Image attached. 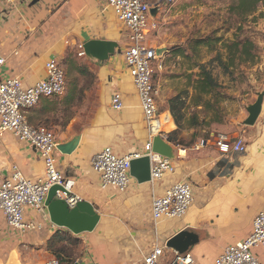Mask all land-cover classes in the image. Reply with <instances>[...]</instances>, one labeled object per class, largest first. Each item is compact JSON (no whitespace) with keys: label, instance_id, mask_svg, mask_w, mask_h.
I'll list each match as a JSON object with an SVG mask.
<instances>
[{"label":"crops","instance_id":"crops-1","mask_svg":"<svg viewBox=\"0 0 264 264\" xmlns=\"http://www.w3.org/2000/svg\"><path fill=\"white\" fill-rule=\"evenodd\" d=\"M147 1L156 4L159 0ZM165 7L170 6L162 4L155 22L161 19ZM123 28L107 0H15L11 4L0 0V59L5 60L0 65V78H19L30 87L46 78L45 65L52 57L60 61L68 51L81 50L91 40L118 44L115 55L106 61L88 57L99 89V108L91 125L72 136L70 132L64 134L63 140L57 138L61 145L81 136L73 154H57L58 164L75 183L73 192L101 216L99 225L91 233L76 236L52 224L47 210L38 213L27 208L25 219L41 225L42 230L21 233L8 225L0 211V264H45L56 258L47 245L58 232H69L82 242L80 255L69 264H142L154 247L164 241L167 244L183 231L199 239L189 251L192 264H212L225 246L244 241L255 217L264 213V112L255 126L244 131L245 153L221 152L214 132L202 149L196 143L181 150L173 137L178 128L167 108L161 78L155 82L157 105L172 122L165 129V140L175 148V174L145 184L133 179L124 193L101 188L100 177L91 164L98 153L111 147L120 157L143 155L149 141L140 100L122 56L126 43ZM169 54L167 49L160 56L162 68L156 67L155 73L162 74L166 69ZM116 92L124 99L121 111L112 108ZM53 100H42L36 120L26 114L32 125H41L52 112ZM14 167L33 182L46 177L45 163L38 151L5 133L0 135V184L11 176ZM185 181L196 189L193 204L188 215L174 222L173 231L163 237L158 232L160 222L152 220L153 200L164 196L170 184ZM258 253L264 263V254ZM173 257L174 252L167 251V261Z\"/></svg>","mask_w":264,"mask_h":264},{"label":"built area","instance_id":"built-area-1","mask_svg":"<svg viewBox=\"0 0 264 264\" xmlns=\"http://www.w3.org/2000/svg\"><path fill=\"white\" fill-rule=\"evenodd\" d=\"M11 4L15 0H4ZM264 1V0H263ZM176 0H159L150 4L147 0H107V5L115 14L119 23L127 31L126 43L122 56L128 67L132 82L137 91L145 121L149 131V141L144 147L145 153L118 156L113 148L105 147L92 159L93 170L101 175V188H115L126 192L133 178L131 177V162L143 156L151 159L152 182L160 181L165 175L174 174L176 167L173 160L162 157L152 151L154 137L166 138L163 129V113L157 105V89L154 75L160 56L157 50L150 46L149 38L158 29V23L151 16L155 7L172 6ZM80 56L85 52L81 47ZM0 59V65L4 63ZM46 78L33 86L26 87L19 78H0V135L11 133L35 148L45 163L46 177L38 182L28 180L23 173L14 167L11 176L0 184V211L9 226L21 233L41 231L42 226L25 219V211L32 208L38 213H46L45 202L50 190L59 186L56 199L65 200L70 208L76 207L83 199L73 192L75 183L68 179L57 166L56 155L58 141L54 133L43 125H32L27 119V110L37 107L43 99H59L67 91V76L60 61L52 57L46 62ZM112 108L121 111L124 99L121 93L112 95ZM205 141L202 142V145ZM217 146L223 153H245L247 144L242 136L235 141L227 135H219ZM192 185L185 181L174 185L167 193L155 198L152 203V216L155 223L165 220L185 218L193 204ZM260 249L264 252V213H259L252 226L251 234L242 242L226 247L212 264H264L253 252ZM166 246L154 247L146 255L142 264H192V255L187 252L180 255L174 252V257L167 261ZM45 264H61L57 258L46 261Z\"/></svg>","mask_w":264,"mask_h":264},{"label":"rangeland","instance_id":"rangeland-1","mask_svg":"<svg viewBox=\"0 0 264 264\" xmlns=\"http://www.w3.org/2000/svg\"><path fill=\"white\" fill-rule=\"evenodd\" d=\"M261 1L256 14L241 18L234 10L238 0H177L174 5L165 7L158 20V29L150 35V46H162L170 54L165 62L166 69L162 74L155 73L154 81L162 79L168 109L169 101H175L171 107L176 118L171 110L169 112L178 128L173 137L181 150L196 143L202 149L205 146L202 142L206 143L212 132L214 137L227 135L235 141L249 129L244 125L248 117L247 108L264 91V1ZM124 31L126 39L128 33ZM237 38L250 39L256 44L259 61L252 65L236 59L226 71L225 65L231 63L225 45ZM80 52L78 48L71 49L60 59L67 76V91L64 97L52 101L53 110L41 123L54 133L56 139L63 140L64 134L70 132L69 136H72L90 126L99 108L96 75L91 61L87 56L81 57ZM119 59L123 62L121 57ZM199 65H205L218 84L212 95L202 97L195 91ZM129 77L132 82L130 74ZM27 113L36 120L41 110L35 107ZM175 161L173 164L176 166ZM174 174L165 175L162 180ZM98 176L101 185V175ZM176 184L166 187L165 194ZM195 191L193 187V196ZM152 220L155 223L153 216ZM181 220L160 222L159 234L163 237L169 235L174 229L173 223ZM233 245L236 243L228 246ZM165 246V241L160 243V247ZM80 250L81 246L75 250L74 259L80 255ZM253 252L262 261L258 252H264L260 249Z\"/></svg>","mask_w":264,"mask_h":264},{"label":"water","instance_id":"water-1","mask_svg":"<svg viewBox=\"0 0 264 264\" xmlns=\"http://www.w3.org/2000/svg\"><path fill=\"white\" fill-rule=\"evenodd\" d=\"M159 11L160 7L152 8L150 11L151 16L156 18ZM117 48L118 44L116 42L103 40H91L83 46L87 57L99 61H106L115 55ZM166 50L158 49L157 54L161 56ZM263 105L264 91L259 93L256 102L247 108L248 117L244 121L245 126L253 127L256 125L262 114ZM80 142L81 136L78 135L70 142L58 145V151L62 155H71L78 149ZM152 151L162 157L173 161L176 160L175 148L161 136L154 137ZM130 174L139 184L152 182L150 157L143 156L132 160ZM58 190H61L59 186L53 187L45 202L50 222L59 228L67 229L76 236L93 232L101 221V216L95 208L90 203L84 201L80 202L76 207L70 208L65 200L56 199V192ZM198 241L197 235L190 231H183L171 238L167 242L166 247L182 255L189 252Z\"/></svg>","mask_w":264,"mask_h":264},{"label":"trees","instance_id":"trees-1","mask_svg":"<svg viewBox=\"0 0 264 264\" xmlns=\"http://www.w3.org/2000/svg\"><path fill=\"white\" fill-rule=\"evenodd\" d=\"M261 0H238L237 5L234 7V10L237 11L238 15L242 17H248L254 15L258 11V7ZM227 50V57L230 60V65H225V70L229 71L230 68L234 65L236 59H239L240 62L251 63L255 65L259 61L257 46L250 39H240L237 38L231 43L225 45ZM199 73L197 75L195 91L198 92L202 97L209 96L214 94L218 84L216 83L215 78L213 77L211 71L207 69L205 65H199ZM174 100L169 101V108L174 115V110L171 107L174 105ZM200 101H198L199 103ZM209 103V102H208ZM208 104L206 107H208ZM196 106H202L197 104ZM176 118V117H175ZM176 123L179 121L176 119ZM81 132V131H80ZM170 139V138H168ZM58 232L48 243L47 250L51 252L57 259L61 261V264L72 263L75 257V250L78 249L82 242L74 237L69 232Z\"/></svg>","mask_w":264,"mask_h":264},{"label":"bare ground","instance_id":"bare-ground-1","mask_svg":"<svg viewBox=\"0 0 264 264\" xmlns=\"http://www.w3.org/2000/svg\"><path fill=\"white\" fill-rule=\"evenodd\" d=\"M170 123H171V121H170ZM170 123L168 122V119H167L165 113H163V129H164V131L169 126Z\"/></svg>","mask_w":264,"mask_h":264}]
</instances>
